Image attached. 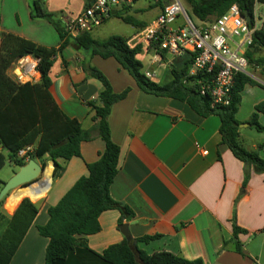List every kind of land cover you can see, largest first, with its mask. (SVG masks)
Instances as JSON below:
<instances>
[{"label":"crops","instance_id":"0c3cea01","mask_svg":"<svg viewBox=\"0 0 264 264\" xmlns=\"http://www.w3.org/2000/svg\"><path fill=\"white\" fill-rule=\"evenodd\" d=\"M42 1L47 12L68 18L77 16L86 6V0ZM140 1L128 14L135 13L133 17L148 27L159 16L162 5L149 0L139 5ZM0 4L4 8L0 17V46L1 34L6 33L57 50L50 72V92L60 109L78 120L89 137L80 144V157L58 160L63 169L57 176L54 177L56 163L47 159L46 168L52 166L51 185L42 198L31 199L39 213L9 264H45L49 239L39 234L38 226L48 223V209L56 206L81 177L89 175L88 165L97 162L105 151L95 111L89 104L100 105L103 85L84 71L83 66L88 64L104 74L114 93L128 90L127 96L113 105L109 116L111 139L120 148L118 174L110 191L114 200L134 213L132 219L121 223L119 210L103 212L99 217L101 230L84 237L88 248L102 255L110 246L126 241L120 230L126 224L133 238L132 246L149 255L167 252L189 261L201 259L205 264H264V173L251 167L244 186L245 165L221 144L218 116L204 118L186 103L142 92L114 58L92 56L70 45L63 47L65 40L50 22L32 18L29 0H0ZM149 10L154 12L149 20L136 18L135 15ZM98 27L90 32L93 38ZM139 32L136 28L134 35ZM142 56H146L148 64L144 71L155 70V83L166 84L172 80L171 64L183 55L166 54L157 62L152 52L143 49L138 59L144 65ZM253 58L264 60V52ZM251 67L264 79V64L259 66L255 62ZM259 85L245 86L236 117L242 144L264 159V131H256L249 122L257 113L258 122L264 126V110H256L264 104V89ZM0 152L8 154L7 150ZM10 164L15 171L7 179L0 177V191L20 170ZM13 199L10 195L0 202V213L12 216L25 197L11 210L7 203ZM234 220L246 231L237 237L246 256L235 252L232 244L224 246L225 242L236 240ZM144 237L155 238L137 242Z\"/></svg>","mask_w":264,"mask_h":264},{"label":"trees","instance_id":"16d2710c","mask_svg":"<svg viewBox=\"0 0 264 264\" xmlns=\"http://www.w3.org/2000/svg\"><path fill=\"white\" fill-rule=\"evenodd\" d=\"M186 2L188 15L192 21L209 22L223 15L232 5H237L242 14L248 11L253 17L255 5L263 4L264 0H186ZM88 4L89 0H86V5ZM128 10L122 12L123 21L134 25L139 31L143 30L146 24L129 15ZM32 18L50 22L61 37H64L60 16L47 12L42 0L33 2ZM128 40L121 36L95 40L91 33L87 32L74 39L65 40L63 47L70 45L78 50L88 51L92 56L114 58L133 77L142 92L186 103L204 118L218 116L221 120V144L226 145L245 165L244 186L250 178L251 167L258 173H264V159L257 151L248 150L242 144L240 122L236 117L241 105L242 91L246 85H256L255 80L245 74H238L235 77L229 105L213 106L210 96H202L198 90L197 82L203 78L202 74L191 79L194 83H184L193 63L192 53L184 54L171 64L170 82L157 84L145 76L144 65L138 59L143 47L130 49L127 45ZM261 52H264L263 30L256 31L253 35V42L246 52L249 63L256 62L263 66V59L253 58L255 54L259 55ZM56 54L57 50L54 48L42 47L13 34H1L0 149L7 150L8 154L0 152V171L8 160L19 167L26 165V160L19 158L18 152L28 145L34 146L30 159L39 160L44 167L47 159L56 163L54 177L63 169L58 165V160L69 161L73 157L81 156L80 144L89 137L84 133L78 120L70 118L60 109L50 92L52 84L50 72ZM26 55L40 59L41 79L37 83L18 84L8 75L13 63ZM165 55L164 51L161 52L162 58ZM83 69L89 77L97 79L103 85V91L99 96L100 105L89 104L95 111V119L98 120L97 130L105 142V151L97 162L88 165L89 175L81 177L56 206L48 209V223L38 226L39 234L49 239L45 264H205L201 259L189 261L167 252L149 255L138 247L134 248L127 241L110 246L102 255L88 248L84 237L97 234L101 230L99 217L103 212L119 210L122 214L121 223L123 220L132 219L134 213L128 206L114 200L110 191L118 174L120 148L111 139L109 116L113 105L123 100L128 90L116 94L101 71L89 64L84 65ZM263 105H258L256 110H264ZM249 122L256 131H264V126L258 122L257 113L251 116ZM2 184L3 181L0 180V185ZM31 201L29 198L23 199L12 216L0 213V264L10 263L39 213V207ZM233 229L236 240L227 241L224 246L232 244L235 252L246 256L242 244L237 239L239 234L246 231L239 228L235 220ZM154 238L144 237L137 242H147Z\"/></svg>","mask_w":264,"mask_h":264},{"label":"built area","instance_id":"2783aa9c","mask_svg":"<svg viewBox=\"0 0 264 264\" xmlns=\"http://www.w3.org/2000/svg\"><path fill=\"white\" fill-rule=\"evenodd\" d=\"M153 1L162 5L159 16L128 40L129 48L142 46L153 53L157 62L161 61L163 51L173 57L192 53L193 63L184 83L192 84L191 79L202 74L203 78L197 82L200 94L209 95L213 106L229 105L235 77L245 74L254 80V75L248 72L246 52L254 33L264 31V3L255 5L252 24L247 23L237 5H232L220 17L197 25L190 19L182 0ZM135 3L136 0H89L77 16L60 17L63 39L91 32L111 18L113 11L118 15ZM39 63L40 59L32 55L23 56L13 63L8 75L18 84L37 83L41 79ZM144 74L152 82L157 81L155 70L148 69ZM33 152L34 146L28 145L18 152V157L29 161Z\"/></svg>","mask_w":264,"mask_h":264},{"label":"rangeland","instance_id":"374dc122","mask_svg":"<svg viewBox=\"0 0 264 264\" xmlns=\"http://www.w3.org/2000/svg\"><path fill=\"white\" fill-rule=\"evenodd\" d=\"M29 1H30L31 5H33V2L37 1V0H29ZM145 1L146 0H141L139 5L141 3L144 4ZM59 2L60 1H56V3H59ZM149 2L153 3L154 1L153 0H149ZM182 2H183V5H184V7L186 8V10L188 12V5H187L186 0H182ZM2 11H4V8L2 9L1 4H0V17H1ZM5 12H7V7L5 8ZM153 13H154L153 11L149 10L148 12H146L144 14H138V15H135V16L140 21H147V20H149L152 17ZM133 14H135V13H133ZM133 14H132V16H133ZM260 14H262V10H260ZM123 15H124V13H121L120 16L117 15V16H112L111 18H109L105 23H103L100 27H98L93 32L94 38H96L97 40H105V39H107V38H109L111 36H121V37H126L127 38V37H131L132 35H134L135 32H136V27L134 25H132V24H128V23L124 22L123 19H122ZM193 21L197 25L200 23L197 20H193ZM142 60L144 62V68H147L148 64H147V61H146V56H142ZM254 70H255V68L251 67V69L249 68L248 72L250 74L254 75V80L257 81L258 84H260L259 87L264 89L263 88L264 86L262 85V83H264V79L262 77H259L257 74H255ZM157 74L160 76L161 72L157 71ZM49 168H52V166L50 165V167L46 168V170H49ZM14 171H15L14 166L11 165L9 161H7L5 167L0 172V177L4 178V179H7L11 174H13ZM40 179H42V177ZM6 215H8V214H6Z\"/></svg>","mask_w":264,"mask_h":264},{"label":"water","instance_id":"95a60500","mask_svg":"<svg viewBox=\"0 0 264 264\" xmlns=\"http://www.w3.org/2000/svg\"><path fill=\"white\" fill-rule=\"evenodd\" d=\"M113 16L117 15L116 11L111 13ZM243 17L247 23L252 24V16L248 11L243 14ZM46 167L37 162L35 159L29 160V162L20 167V170L9 180L7 181L1 191H0V202L3 201L6 197L10 196L11 193L18 188H30L34 185H39L41 183V177L45 174ZM52 177V176H51ZM121 232L126 238L128 244L133 242V238L129 231V226L126 224L121 225Z\"/></svg>","mask_w":264,"mask_h":264},{"label":"bare ground","instance_id":"6f19581e","mask_svg":"<svg viewBox=\"0 0 264 264\" xmlns=\"http://www.w3.org/2000/svg\"><path fill=\"white\" fill-rule=\"evenodd\" d=\"M51 176L52 173L51 169L49 168V170H45V174L43 176L44 178L39 185L37 184L30 188H23L16 191L15 193H12L11 196H13L14 199L8 201L7 207L11 210L14 209L22 197L34 200L42 198L51 185Z\"/></svg>","mask_w":264,"mask_h":264}]
</instances>
